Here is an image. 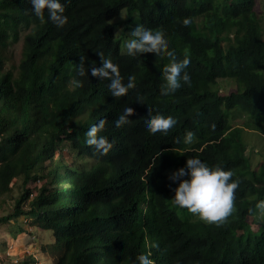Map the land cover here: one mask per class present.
Masks as SVG:
<instances>
[{
	"label": "trees",
	"instance_id": "trees-1",
	"mask_svg": "<svg viewBox=\"0 0 264 264\" xmlns=\"http://www.w3.org/2000/svg\"><path fill=\"white\" fill-rule=\"evenodd\" d=\"M62 3L67 22L58 28L46 10L34 15L29 0H0V206L14 180L21 188L0 225L13 239L26 229L20 217L50 230L53 240L40 248L54 264H133L138 254L149 264H264V213L255 209L264 199V26L255 0ZM121 9L141 26L159 27L178 59L188 56L190 84L160 94L168 58L121 50L111 21ZM20 39L15 63L9 48ZM97 52L117 65L122 82L131 77L125 95L113 97L107 80L87 74L100 65ZM220 78H233L237 88L221 94ZM125 104L126 122L116 127ZM157 112L176 119L167 134H149L140 123ZM101 119L98 135L112 143L104 155L85 143ZM185 130L194 133L189 145ZM246 131L263 144L255 167L245 155ZM65 148L77 164L66 161ZM190 156L239 179L223 223L172 203L168 177ZM249 217L260 228L253 231Z\"/></svg>",
	"mask_w": 264,
	"mask_h": 264
},
{
	"label": "clouds",
	"instance_id": "clouds-1",
	"mask_svg": "<svg viewBox=\"0 0 264 264\" xmlns=\"http://www.w3.org/2000/svg\"><path fill=\"white\" fill-rule=\"evenodd\" d=\"M29 2L32 6V12L37 17H41L46 10L48 19L58 28L67 22V17L63 14L62 0H29ZM181 23L188 25L190 21L188 18H183ZM145 50L157 56L163 55L168 58V62L164 64L161 70L162 82L159 91L162 96L174 93L181 87L182 82L190 84V76L185 71L189 64L188 56L185 54L183 58L178 59L175 51L168 48V42L161 35L159 27L147 28L136 25L134 29L129 31V38L124 43V52L128 56L136 57L138 52ZM97 55L100 58V65H89L87 74L107 80V88L113 97L125 95L132 86L131 77L128 78L127 83L122 82L117 65L100 52H97ZM84 60L85 57L80 56L76 69L77 76L85 75ZM75 83L80 86L81 81L76 80ZM134 102L139 103L140 100L136 99ZM128 111L127 104H125L114 121L116 127L126 122L124 114ZM145 112L147 113L146 108ZM140 123L149 134L157 132L167 134L168 130L176 124V119L173 116H166L157 112L141 117ZM104 125L105 121L101 119L85 132V143L92 146L101 155L106 154L112 147V143L105 136L98 135V132L103 130ZM193 139L194 133L191 130H185L182 142L189 145ZM258 142L260 143L259 139ZM260 144L263 148V144ZM251 147H254L253 143H251ZM254 151H257L256 148ZM245 155L249 156L247 148ZM233 175L231 169H224L219 165L210 166L200 158L190 156L186 159L183 167L177 168L168 177L170 181L175 183V187L172 189L174 193L171 197L172 203L181 208H186L205 223H223L225 218L234 210V191L239 185V179L233 178ZM255 209L258 213H264V199L256 202ZM249 212H252L251 208ZM133 264H149V259L144 254H138Z\"/></svg>",
	"mask_w": 264,
	"mask_h": 264
},
{
	"label": "rangeland",
	"instance_id": "rangeland-1",
	"mask_svg": "<svg viewBox=\"0 0 264 264\" xmlns=\"http://www.w3.org/2000/svg\"><path fill=\"white\" fill-rule=\"evenodd\" d=\"M255 11L262 19V23L264 26V0H255ZM137 13L134 12V15ZM138 16V14H137ZM137 19V17H136ZM132 18L127 16V12L125 9H121L119 14L115 16L111 21L114 23H118L115 29V37L120 41V48L124 52V43L129 38V31L134 29L136 25H140L137 23L138 19L135 21H131ZM21 39L14 45L9 48V54L12 56V60L17 63L20 52ZM217 86L219 88V92L221 94L230 93L232 90L237 88V84L233 78H220L217 80ZM242 120L237 119L235 124H241ZM234 124V123H232ZM245 140L247 141V154L250 157V164L252 167L257 166V164L262 162V146L258 142L257 135L254 133L245 132ZM251 143L254 144V147H251ZM256 148V152L254 151ZM255 154V156H254ZM63 156L67 162L77 164V159L75 157V153L70 148H65L63 150ZM20 180H14L12 183V191L5 198V203L0 206V213H7L11 201L18 196L20 192ZM248 221L251 223L252 230L255 231L260 228L258 223L252 221V217L248 218ZM18 224L23 227L28 228L26 231L27 238L26 244L20 248L17 244L13 246L12 249V257H6L3 255L4 251L7 248V243L11 240L10 235L8 234V225H0V264H22V261L25 259L28 260L32 257L35 261L31 264H54L53 258L46 255L41 251L40 246L46 244L48 241L53 240V235L50 230H45L46 232H41V230L36 229L35 227H30L25 220L24 217L18 218ZM30 235L31 238H30ZM24 238V236H23ZM30 238V239H29ZM24 241V240H23ZM21 242V241H20ZM27 242L31 243V245L27 248ZM33 242V246H32ZM43 242V243H42ZM22 243V242H21ZM22 245V244H21Z\"/></svg>",
	"mask_w": 264,
	"mask_h": 264
},
{
	"label": "crops",
	"instance_id": "crops-1",
	"mask_svg": "<svg viewBox=\"0 0 264 264\" xmlns=\"http://www.w3.org/2000/svg\"><path fill=\"white\" fill-rule=\"evenodd\" d=\"M26 228V227H25ZM36 229H39V230H41V232H46L45 230H43V229H40V228H37V227H35ZM28 228H26L25 229V232H23V233H20L19 235H17V237L15 238V239H13V238H11L10 237V241L8 242V243H10V244H13V246L14 245H18L20 248L23 246V244H26V238H27V234H26V231H28L27 230ZM47 233V232H46ZM23 236H24V238H23ZM31 236L32 235H30V238H31ZM29 238V239H30ZM24 240V241H23ZM22 243H21V242ZM51 241H48V242H46V243H50ZM7 243V244H8ZM28 244H27V248L31 245V243H29V242H27ZM43 243V242H42ZM22 244V245H21ZM34 244H33V242H32V246H33Z\"/></svg>",
	"mask_w": 264,
	"mask_h": 264
},
{
	"label": "built area",
	"instance_id": "built-area-1",
	"mask_svg": "<svg viewBox=\"0 0 264 264\" xmlns=\"http://www.w3.org/2000/svg\"><path fill=\"white\" fill-rule=\"evenodd\" d=\"M12 249H13V244L8 243L6 250L4 251L3 255L6 257H12Z\"/></svg>",
	"mask_w": 264,
	"mask_h": 264
}]
</instances>
